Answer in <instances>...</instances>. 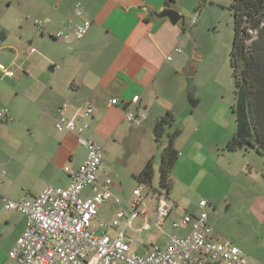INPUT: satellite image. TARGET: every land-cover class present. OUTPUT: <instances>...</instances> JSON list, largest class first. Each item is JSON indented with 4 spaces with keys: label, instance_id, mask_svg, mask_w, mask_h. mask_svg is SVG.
Instances as JSON below:
<instances>
[{
    "label": "crops",
    "instance_id": "0c3cea01",
    "mask_svg": "<svg viewBox=\"0 0 264 264\" xmlns=\"http://www.w3.org/2000/svg\"><path fill=\"white\" fill-rule=\"evenodd\" d=\"M2 3L8 10L16 5L27 8L13 21L0 19V29L8 32V38L0 40V107L9 109L12 118L0 121V264H19L9 254L28 219L20 212L6 211L4 198L32 200L49 185L66 188L70 176L65 168L76 170L87 158L77 133L57 130L61 115L74 119L79 128L87 126L83 135L104 148V167L83 197L97 192L108 177L112 195L100 205L92 229L98 235L114 236L117 213L134 212L129 203L137 188L130 192L131 180L138 182L148 161L135 166L128 157L142 135L154 130L157 119L168 112L176 118L186 113L185 72L193 61L182 24L154 21L148 10L170 6L183 14L195 9L199 0H0V13ZM84 20L92 24L78 39L76 29ZM36 21L42 23L40 27ZM1 67L15 75H5ZM136 96L139 99L133 102ZM113 99L118 104H111ZM88 106L93 113L86 117ZM127 110L145 117L141 125L127 121ZM117 197L120 204L115 202ZM158 199L151 203L143 197L136 208L138 217L126 229L138 254L165 248L176 233L192 232L191 225L175 229L173 224L197 214L183 212L173 202H169L170 216L159 227ZM208 222L213 236L223 241L214 231L215 221L208 218ZM102 223L109 227L103 228ZM233 244L249 256V264H264V238L247 249ZM192 264L211 261L197 253Z\"/></svg>",
    "mask_w": 264,
    "mask_h": 264
},
{
    "label": "rangeland",
    "instance_id": "374dc122",
    "mask_svg": "<svg viewBox=\"0 0 264 264\" xmlns=\"http://www.w3.org/2000/svg\"><path fill=\"white\" fill-rule=\"evenodd\" d=\"M234 1L199 0L195 9L184 11L181 24L187 35V53L191 60L195 51L201 55L196 74L186 77L187 111L167 128L160 142L154 130L145 132L128 159L135 166L152 162L155 168L152 185L131 180L130 192L141 188L151 203H156L159 193L166 198L167 191L160 184L161 156L169 144V133L180 129L176 140L180 155L172 172L168 201L197 215L202 212L200 202L207 201L206 211L216 223L214 231L223 241L247 249L264 238V157L246 147L236 152L227 149L237 133V88L230 63ZM1 5L0 19L5 20L13 21L27 9L16 5L8 10ZM189 94L198 101L196 107L188 101Z\"/></svg>",
    "mask_w": 264,
    "mask_h": 264
},
{
    "label": "built area",
    "instance_id": "2783aa9c",
    "mask_svg": "<svg viewBox=\"0 0 264 264\" xmlns=\"http://www.w3.org/2000/svg\"><path fill=\"white\" fill-rule=\"evenodd\" d=\"M78 12H82L79 7ZM194 19L193 24H195ZM38 27L41 22L36 21ZM89 20L76 29L78 39H82L91 27ZM181 52V50H179ZM171 60V57H168ZM5 75L13 77V70L1 67ZM139 96L133 98L137 102ZM111 104H118L113 99ZM93 108H85L84 116L89 117ZM128 122L141 125L144 116H135L126 111ZM12 120L9 109L0 107V121ZM85 127H78L74 119L61 115L56 121L58 131H69L78 134L79 143L87 149V158L78 169L66 167L70 176L66 188L47 186L35 199L12 200L4 198L6 211H17L28 219V226L16 241L10 251V257L19 264H192L193 256L197 253L209 257L211 264H249V256L230 241H220L213 236V228L208 222L206 211L207 201L202 200L199 208L200 215H186L182 220L173 224L175 229L191 225L192 232L187 236L178 233L171 236L165 248L153 249L145 255L132 250V243L127 239L126 229H131L133 221L138 217L136 210L141 203L142 189L134 190V199L129 203L134 212L126 215L119 211L112 222L116 229L114 236L107 233L98 235L92 229L100 205L112 195L109 186L112 179L108 177L105 184L89 197H83V192L93 187L98 181V174L104 167V148L83 135ZM2 179L0 178V186ZM120 204L122 200L115 198ZM172 206L167 199L160 197L157 204L158 226L161 227L171 214ZM144 228H149L145 216ZM123 224V227H122ZM103 228L109 226L102 223Z\"/></svg>",
    "mask_w": 264,
    "mask_h": 264
},
{
    "label": "trees",
    "instance_id": "16d2710c",
    "mask_svg": "<svg viewBox=\"0 0 264 264\" xmlns=\"http://www.w3.org/2000/svg\"><path fill=\"white\" fill-rule=\"evenodd\" d=\"M231 11L235 36L230 63L237 88L234 109L237 133L228 143L227 149L236 152L246 147L264 157V0H235ZM7 38L8 32L0 29V40ZM175 122L176 117L172 112L157 119L154 127L157 142L162 140L167 128L174 126ZM180 134V129L169 133V144L161 156L160 184L167 191L164 197L167 200L171 191L172 172L180 155L176 147ZM154 176V165L148 162L137 180L140 184L152 185ZM159 194V198L163 197Z\"/></svg>",
    "mask_w": 264,
    "mask_h": 264
},
{
    "label": "water",
    "instance_id": "95a60500",
    "mask_svg": "<svg viewBox=\"0 0 264 264\" xmlns=\"http://www.w3.org/2000/svg\"><path fill=\"white\" fill-rule=\"evenodd\" d=\"M148 13L150 14L149 17L152 18L154 21L168 19L172 23V25H178L179 23L184 21V15L170 6H166L161 10L149 9ZM200 59H201V55H199L197 51H195L193 61L189 63L187 71L185 72L186 77L191 78L196 74L198 62ZM188 101L191 103L193 107H196L198 104V101L194 99V96L192 94H189Z\"/></svg>",
    "mask_w": 264,
    "mask_h": 264
}]
</instances>
